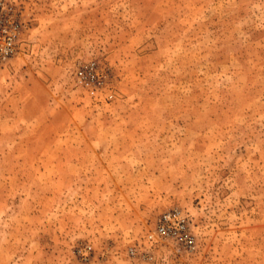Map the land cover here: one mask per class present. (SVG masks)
<instances>
[{"label":"rangeland","instance_id":"374dc122","mask_svg":"<svg viewBox=\"0 0 264 264\" xmlns=\"http://www.w3.org/2000/svg\"><path fill=\"white\" fill-rule=\"evenodd\" d=\"M0 8L20 32L0 68V264H264V0ZM90 62L96 94L74 81ZM171 208L194 253L129 256Z\"/></svg>","mask_w":264,"mask_h":264},{"label":"built area","instance_id":"2783aa9c","mask_svg":"<svg viewBox=\"0 0 264 264\" xmlns=\"http://www.w3.org/2000/svg\"><path fill=\"white\" fill-rule=\"evenodd\" d=\"M19 23L11 8H0V68L17 52ZM75 84L91 94L104 89V77L95 62L78 68L74 73ZM109 95L108 98H111ZM143 249L131 247L129 256L152 259V250L158 246H170L175 253L192 254L196 248L195 235L189 216L179 208H171L160 214L144 237ZM91 247L79 250L83 260L88 259Z\"/></svg>","mask_w":264,"mask_h":264}]
</instances>
